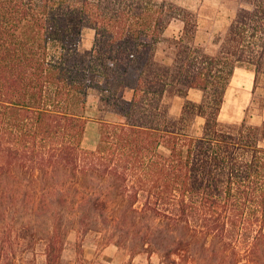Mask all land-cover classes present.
Returning a JSON list of instances; mask_svg holds the SVG:
<instances>
[{
    "label": "trees",
    "instance_id": "obj_1",
    "mask_svg": "<svg viewBox=\"0 0 264 264\" xmlns=\"http://www.w3.org/2000/svg\"><path fill=\"white\" fill-rule=\"evenodd\" d=\"M197 15L171 0H0V241L27 230L61 264L74 228L123 224L167 264H264V120L219 119L236 67L264 109V0H238L210 51ZM90 119L95 148L82 143Z\"/></svg>",
    "mask_w": 264,
    "mask_h": 264
},
{
    "label": "rangeland",
    "instance_id": "obj_2",
    "mask_svg": "<svg viewBox=\"0 0 264 264\" xmlns=\"http://www.w3.org/2000/svg\"><path fill=\"white\" fill-rule=\"evenodd\" d=\"M177 4L188 7L197 12L198 16V41L208 51L211 50V42L214 35L230 22L235 14L238 0H171ZM180 22L174 21L167 28V35L175 34L180 30ZM94 37V30L90 27L82 29L80 50L84 51L91 47ZM253 73L245 67H237L226 89L224 102L220 109L219 119L223 122L239 123L247 115L248 120L254 124H260L264 120V109L259 111L256 104H251ZM257 87L256 100L264 96V78ZM201 91L191 89L189 98L200 100ZM170 111L179 114L183 103V97L175 95L169 99ZM97 95L92 93L88 98V115H94L97 108ZM249 106V107H248ZM248 111L246 112V108ZM203 119L197 117L193 130L199 129ZM99 140V123L90 119L86 124L83 137V146L95 148ZM264 145V138L262 140ZM4 203L9 200L2 198ZM27 199L20 196L19 200ZM18 204H21L18 202ZM1 205V204H0ZM5 204H2V206ZM4 211L0 210V237L3 231H7L5 225ZM127 213V220L132 217L130 210ZM145 219H143L144 224ZM4 223V224H3ZM109 226L100 230H89L82 233L74 228L65 236V250L61 264H167L161 255V251H149L138 244L136 231L140 228L132 227L128 232L126 225H104ZM15 233V231L13 232ZM21 233L27 235L14 239L16 241H0L2 248V259L0 264H46L43 251L44 243L39 240L30 239L29 231L22 229ZM15 235V234H13ZM26 237V238H25ZM137 239H136V238ZM200 264H210L200 260ZM191 264V263H190Z\"/></svg>",
    "mask_w": 264,
    "mask_h": 264
},
{
    "label": "crops",
    "instance_id": "obj_3",
    "mask_svg": "<svg viewBox=\"0 0 264 264\" xmlns=\"http://www.w3.org/2000/svg\"><path fill=\"white\" fill-rule=\"evenodd\" d=\"M198 27H199V25H198ZM198 32H199V29H197V32H196V39H197V37H198ZM178 32H176L175 34H177ZM173 35V34H172ZM198 40V39H197ZM237 68V67H236ZM247 69V68H246ZM249 70V69H248ZM249 71H251V70H249ZM252 72V71H251ZM253 73V72H252ZM253 77H254V74H253ZM252 83H253V80H252ZM253 85V84H252Z\"/></svg>",
    "mask_w": 264,
    "mask_h": 264
}]
</instances>
